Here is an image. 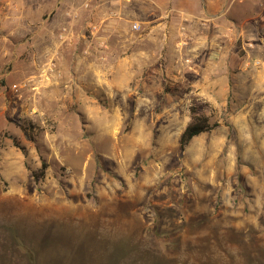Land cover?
Instances as JSON below:
<instances>
[{
	"label": "rangeland",
	"instance_id": "obj_1",
	"mask_svg": "<svg viewBox=\"0 0 264 264\" xmlns=\"http://www.w3.org/2000/svg\"><path fill=\"white\" fill-rule=\"evenodd\" d=\"M126 2L97 39L57 0H0V264H264V62L234 65L263 49L226 26L206 89L200 38ZM193 116L212 129L182 150Z\"/></svg>",
	"mask_w": 264,
	"mask_h": 264
},
{
	"label": "crops",
	"instance_id": "obj_2",
	"mask_svg": "<svg viewBox=\"0 0 264 264\" xmlns=\"http://www.w3.org/2000/svg\"><path fill=\"white\" fill-rule=\"evenodd\" d=\"M136 1L138 0H127L123 6L126 7L129 3ZM140 1L146 2L147 0ZM57 3L60 6L57 7V10L61 9L60 16L63 17L68 12L77 13L78 16L76 20L72 21V24L80 28V33H82V30L88 29L94 37L102 39L97 35L103 34L106 36L107 34L127 32V18H124L123 24L120 26L119 24L116 26L111 21L110 15L107 14L108 0H57ZM225 4V0H156V35H170L184 29L186 33L194 35L197 39L200 38L201 51L206 52L207 58H204V61L201 62L202 65H197L200 69L198 81L204 82V88H212L216 92H224L225 85L228 82L226 67L229 64L224 59L225 44L223 40L226 26L232 27V32L237 33L242 38H244L247 27H249L254 35L255 46L264 51V16L262 13H257L256 10L251 8L239 19L229 18L230 14ZM84 6H88V9H85ZM67 8H71L73 11H66ZM134 22L139 23L138 21ZM144 22L148 23L143 20L142 23ZM167 40L164 42H167ZM243 47L246 51L245 58H242L243 61L239 62L234 60V65L239 64L240 66L246 60L259 59L264 62V57L257 58V54L253 53V45L252 49L248 51L245 45ZM121 65L125 68L128 66L125 61ZM203 68L206 69V72ZM213 68H216V70L214 71ZM207 71H210V73H207ZM198 72L199 70L196 74ZM125 73L128 75L127 72Z\"/></svg>",
	"mask_w": 264,
	"mask_h": 264
},
{
	"label": "trees",
	"instance_id": "obj_3",
	"mask_svg": "<svg viewBox=\"0 0 264 264\" xmlns=\"http://www.w3.org/2000/svg\"><path fill=\"white\" fill-rule=\"evenodd\" d=\"M212 129L206 118L201 116H193L191 122L186 126L180 137V149H184L190 141L203 132ZM12 139V137H10Z\"/></svg>",
	"mask_w": 264,
	"mask_h": 264
},
{
	"label": "built area",
	"instance_id": "obj_4",
	"mask_svg": "<svg viewBox=\"0 0 264 264\" xmlns=\"http://www.w3.org/2000/svg\"><path fill=\"white\" fill-rule=\"evenodd\" d=\"M138 28V26L135 24V25H133V29H137Z\"/></svg>",
	"mask_w": 264,
	"mask_h": 264
}]
</instances>
